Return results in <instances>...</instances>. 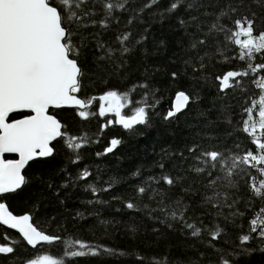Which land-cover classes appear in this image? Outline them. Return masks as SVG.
<instances>
[{
    "label": "snow or ice",
    "instance_id": "obj_1",
    "mask_svg": "<svg viewBox=\"0 0 264 264\" xmlns=\"http://www.w3.org/2000/svg\"><path fill=\"white\" fill-rule=\"evenodd\" d=\"M159 4L0 0V226L18 234L0 235V259L88 264L126 255L66 227V202L77 189L95 198L120 182L102 180L97 161L125 142L111 138L96 161L84 163L99 137L73 128L98 117L99 133L119 125L138 135L159 115L165 91L174 99L162 120L188 135L129 173L132 195L110 199L146 209L179 237L184 254H134L136 264H252L264 256V0ZM232 61L239 67L215 71L216 63ZM205 89L212 92L206 107ZM82 219L76 210L72 220ZM128 229L139 231L134 223Z\"/></svg>",
    "mask_w": 264,
    "mask_h": 264
},
{
    "label": "trees",
    "instance_id": "obj_2",
    "mask_svg": "<svg viewBox=\"0 0 264 264\" xmlns=\"http://www.w3.org/2000/svg\"><path fill=\"white\" fill-rule=\"evenodd\" d=\"M168 0H160L159 7L167 5ZM239 67V63H216L215 71L221 72L230 67ZM201 95L205 98L202 106H208V97L212 92L205 89ZM159 103L156 111L159 115L152 118L150 126L140 128L138 135H129L119 125H112L106 128L103 133H99V125L104 121L102 118H92L90 121H79L74 125L73 131L87 132L89 135H98L99 143L91 145L83 152L84 163L96 161L94 153L101 151L108 141L113 138H122L125 142L120 145L114 153H109L106 157H101L99 163H102V180L109 176L117 177L120 182L114 185V188L108 193H98L94 198L90 192H84L77 189L75 196L71 201L66 202L67 211L64 216L67 217L66 227L69 233L81 238L87 242L100 244L108 248L115 249L117 253H126V255L105 256L102 258H91L88 264H136L134 254H139L150 259L162 258L167 254L169 259L181 257L184 253L182 244L176 234L167 232L163 226L156 224L148 218V211L141 209L138 212L123 208L120 201L111 200L113 194L124 197L132 195V188L136 184V179L129 173L136 168H147L152 160L158 159V154L162 148L175 150L183 142V138L188 135V129L183 125H167L162 116L171 106L174 93L165 91L158 97ZM214 115V114H213ZM94 171V169H93ZM153 168L151 172H157ZM148 173L145 172V175ZM89 199H100L108 201L102 204H82L81 201ZM147 202V201H145ZM119 209V211H117ZM76 210L85 213L86 219L74 222L72 215ZM256 209H254L255 211ZM88 212L98 213V216H88ZM100 220L111 221V225H101ZM136 224L139 231L132 233L128 225ZM53 228L56 226L53 225ZM158 227L162 235L153 233L152 229ZM106 229V231H105ZM8 235L13 239H18V234L5 226H0V235ZM187 255H195L188 252ZM0 264H16L13 260L0 259ZM252 264H264V256L256 254L252 257Z\"/></svg>",
    "mask_w": 264,
    "mask_h": 264
},
{
    "label": "water",
    "instance_id": "obj_3",
    "mask_svg": "<svg viewBox=\"0 0 264 264\" xmlns=\"http://www.w3.org/2000/svg\"><path fill=\"white\" fill-rule=\"evenodd\" d=\"M5 227H7V226H5ZM14 231V230H13Z\"/></svg>",
    "mask_w": 264,
    "mask_h": 264
}]
</instances>
